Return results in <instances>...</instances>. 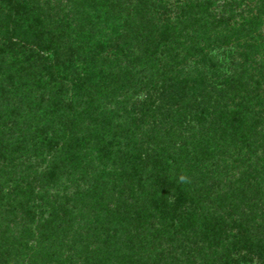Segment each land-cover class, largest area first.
<instances>
[{
  "label": "trees",
  "instance_id": "1",
  "mask_svg": "<svg viewBox=\"0 0 264 264\" xmlns=\"http://www.w3.org/2000/svg\"><path fill=\"white\" fill-rule=\"evenodd\" d=\"M176 2L0 0V264H264V0Z\"/></svg>",
  "mask_w": 264,
  "mask_h": 264
},
{
  "label": "rangeland",
  "instance_id": "2",
  "mask_svg": "<svg viewBox=\"0 0 264 264\" xmlns=\"http://www.w3.org/2000/svg\"><path fill=\"white\" fill-rule=\"evenodd\" d=\"M165 2L168 4V5H171L173 8H177V2H176V0H165ZM219 11V10H218ZM213 13H214V10H213ZM214 14H217V12L215 11V13ZM222 28H224V26H221V29ZM237 28L238 27H236L235 29H234V31L235 30H237ZM224 31L222 30V33H223ZM234 38H236V36H232V38H230L229 40H224V41H220V42H216V41H214L213 40V38H212V40H211V43L210 44H212V45H210L211 47V50L209 51L208 49H205V52H207V53H209V55L210 56H212L214 59H215V62L218 64V65H220L221 64V66H223V67H227V65H229V67H232V64H230L231 63V60H232V56H234L235 54V51H237V48L235 47V44H236V42H234ZM181 54V56H182V54L183 53H180ZM180 56V57H181ZM179 61H181L180 59H179ZM181 63V62H180ZM187 63L189 64V65H193L194 63H193V58H187ZM200 68V67H199ZM192 70V69H191ZM207 72H208V74H210L211 73V71L208 69V70H206ZM218 80H216V82H217ZM149 94H147L145 91H137V92H130V96L133 94V96H131L130 98H132V101H138L139 103L140 102H142V100H147V99H149V98H152V92L150 91V92H148ZM129 95V94H128ZM146 98V99H145ZM152 112H149V115H148V117H146L145 118V120L143 121V123L142 124H140V126H139V133H142V132H145L146 133V131L148 130V127L151 125V121H152ZM195 123L194 122H192V124H191V126L192 125H194ZM187 134V133H186ZM166 143H167V145H163V147L165 148V151H167V153L169 152V155L171 156V157H173L175 160H177V157L180 155V153H178V151H177V145L175 146L174 144H172L171 142L172 141H170V139H168V140H166L165 141ZM166 155H168V154H166ZM226 156V155H225ZM190 159V158H189ZM192 161V159L191 160H189L188 162L190 163ZM226 164L228 165V167L229 168H231L232 169V167H236V164H230V162L229 161H227L226 162ZM183 166H185V167H188V165H186L185 163H183ZM44 168V164L43 165H41V166H39V168H38V170L39 171H42V169ZM243 169H244V167L243 166H240L239 167V170H238V172H242L243 171ZM236 171V170H235ZM233 173H236V172H234V171H232ZM62 183H58V185L56 186V187H54V188H52V190L53 189H67V185L65 186V184H63V185H61ZM70 189H73V188H70ZM54 192V190L51 192V193H53ZM199 246H200V248L202 247L203 249L202 250H206L207 249V247H206V245L204 244V243H202V244H198ZM203 255L204 254H206V255H204V256H206L207 257V255H211L210 253H208L207 251H202L201 252ZM202 254H200V253H198V252H196L195 250H192L191 252H188L187 253V255H191V256H193L194 257V259H195V261H196V264H200L201 263V261H202V257H203V255ZM163 254H159V256L158 257H160V256H162ZM237 258H240V256H236ZM148 258H153V259H155V260H157V255H155V256H148ZM207 258H210V256H208ZM241 259V258H240ZM242 260V259H241ZM167 262H171V263H173V261H174V258H171V259H168V260H166ZM247 264H260V262H258L257 260H256V258H254V257H252V259H251V261H247Z\"/></svg>",
  "mask_w": 264,
  "mask_h": 264
}]
</instances>
